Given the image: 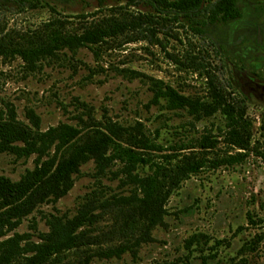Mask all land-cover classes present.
Instances as JSON below:
<instances>
[{
    "label": "rangeland",
    "instance_id": "374dc122",
    "mask_svg": "<svg viewBox=\"0 0 264 264\" xmlns=\"http://www.w3.org/2000/svg\"><path fill=\"white\" fill-rule=\"evenodd\" d=\"M19 1L0 0V29L4 28L0 36L10 34L16 43H22V36L39 30L49 20L59 19L67 30L79 31L104 16H120L127 9L135 14L154 12L144 3L127 8L124 0H106L103 5L99 0H38V7L25 10H18ZM238 5L243 19L209 24L202 34L171 23L157 33V38L134 39L136 34L129 33L94 49L81 47L75 53L64 49L58 57L41 61L35 70L17 54H0V109L6 111L13 106L18 118L26 123H30L27 110L34 109L44 130L62 122L78 127L93 121L125 126L142 122L146 132L164 146V154L209 131L218 134V126L224 124L218 114L195 121L184 110L170 111L151 103L153 79H162L186 95H207L205 75L187 68L188 53L203 56L219 81L246 105V116L253 123V140H259L261 149L250 152L240 164L206 167L185 180L166 203L164 222L151 230V238L135 253L127 251L112 258L95 255L89 264H183L189 251L185 242L199 232L206 235L204 241L209 240L202 245L204 253H217L210 264H233L241 246L261 235L263 241L256 253L248 255V264H264V0H238ZM218 146L207 156L230 150L223 141ZM160 156L157 152L154 158ZM35 158L15 159L1 154L0 175L19 180L26 169L35 166ZM119 167L114 165L111 170ZM81 169L67 195L56 203L40 204L16 231L29 232L33 240H39V232L49 231L47 216H74L92 191L104 198L130 193L129 186L121 185L112 171L100 176V184L94 176L93 160ZM101 211L98 208L95 212ZM102 213L91 234L98 236L105 247L118 245L126 216L115 211ZM218 239L224 240L223 244L210 250ZM97 246L92 245L91 251ZM202 246L193 247L196 250L191 258L195 263L201 261Z\"/></svg>",
    "mask_w": 264,
    "mask_h": 264
},
{
    "label": "trees",
    "instance_id": "16d2710c",
    "mask_svg": "<svg viewBox=\"0 0 264 264\" xmlns=\"http://www.w3.org/2000/svg\"><path fill=\"white\" fill-rule=\"evenodd\" d=\"M124 1L127 8L144 3L154 12L135 14L127 9L120 16L115 13L104 16L79 31L67 30L59 19L49 20L39 30L22 36V43H16L10 34L0 36V54L8 51L17 54L35 70L41 61L58 57L64 49L73 53L81 47L94 49L108 39L129 33L136 34L134 39L157 38V33L171 23L188 26L196 34H202L209 24L227 23L242 15L238 0ZM105 2L99 0L100 5ZM39 4L38 0H20L18 10L36 8ZM3 31L4 28L0 29V33ZM187 61V68L205 75L207 95H186L162 79H153L151 103L161 104L170 111L184 110L195 121L218 114L224 124L218 126V134L209 131L177 148L174 146L172 153L162 152L164 146L146 132L142 122L125 126L113 121H93L84 127L62 122L44 130L34 109L26 112L30 123L20 120L13 106H8L6 111L0 109V155L6 153L15 159L36 156L35 166L26 169L19 180L0 175V264H89L95 255L112 258L121 257L127 251L135 253L143 241L151 238V230L164 222L166 203L185 180L206 167L240 164L250 152L261 149L259 140H253V123L246 116L244 101L235 98L219 81L203 56L188 53ZM220 141L230 150L223 155L207 156L218 149ZM157 152L161 158H154ZM261 155L264 158V151ZM91 160L95 162L94 176L100 184V176L120 164L112 173L120 178L121 185L129 186L130 193L104 198L96 190L92 191L74 216L57 213L47 216L49 231L39 232V240H33L29 232L16 231L40 204L56 203L67 195L82 166ZM98 208L102 209L99 213L95 212ZM103 211L126 216L118 245L105 247L98 236L91 234ZM250 220L254 222L251 216ZM204 238L206 235L199 232L186 240L189 251L183 264H210L217 256V253H204L202 245L209 243ZM262 241L261 235L247 240L232 263L248 264V255L256 253ZM223 242L218 239L209 249H217ZM92 245L98 246L91 251ZM194 245L202 246L199 263L191 258L196 250Z\"/></svg>",
    "mask_w": 264,
    "mask_h": 264
},
{
    "label": "flooded vegetation",
    "instance_id": "af4514ba",
    "mask_svg": "<svg viewBox=\"0 0 264 264\" xmlns=\"http://www.w3.org/2000/svg\"><path fill=\"white\" fill-rule=\"evenodd\" d=\"M240 19H243V12H242V15L238 19H236L234 21H237V20H240Z\"/></svg>",
    "mask_w": 264,
    "mask_h": 264
}]
</instances>
